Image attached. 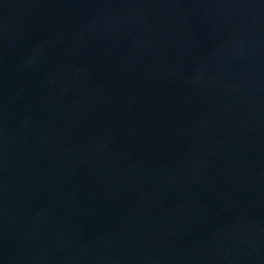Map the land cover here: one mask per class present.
Instances as JSON below:
<instances>
[{
  "label": "water",
  "instance_id": "1",
  "mask_svg": "<svg viewBox=\"0 0 264 264\" xmlns=\"http://www.w3.org/2000/svg\"><path fill=\"white\" fill-rule=\"evenodd\" d=\"M0 264H264V0H0Z\"/></svg>",
  "mask_w": 264,
  "mask_h": 264
}]
</instances>
